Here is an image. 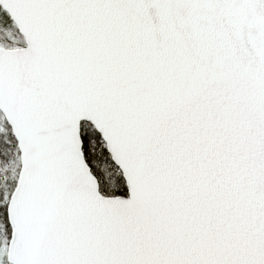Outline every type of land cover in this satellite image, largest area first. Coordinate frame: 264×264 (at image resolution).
Wrapping results in <instances>:
<instances>
[{"label": "snow or ice", "instance_id": "obj_1", "mask_svg": "<svg viewBox=\"0 0 264 264\" xmlns=\"http://www.w3.org/2000/svg\"><path fill=\"white\" fill-rule=\"evenodd\" d=\"M0 264H264V0H0Z\"/></svg>", "mask_w": 264, "mask_h": 264}]
</instances>
